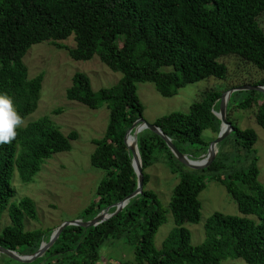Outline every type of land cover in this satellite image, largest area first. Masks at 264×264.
Wrapping results in <instances>:
<instances>
[{
    "label": "trees",
    "instance_id": "1",
    "mask_svg": "<svg viewBox=\"0 0 264 264\" xmlns=\"http://www.w3.org/2000/svg\"><path fill=\"white\" fill-rule=\"evenodd\" d=\"M262 13L264 0H0V93L12 98L23 120L36 109L43 80L41 73L29 78L22 62L32 44L48 41L66 49L74 60H89L97 55L109 69L121 73L117 83L94 91L88 76L75 72L65 90L68 100L90 109L105 103L109 112L103 135L92 140L95 148L89 157L90 164L102 169L104 176L77 219H92L136 189L137 177L124 135L142 117L138 82H151L161 96L170 97L188 83L208 77L224 79L227 68L218 60L235 55L263 73L248 84L264 86V31L257 21ZM70 36L74 40L72 47L58 42ZM245 91L247 97L236 103H231L236 91L231 93L227 112L254 108L255 121L264 129V94ZM220 95L219 91L207 90L200 100L189 105L187 113L173 111L152 124L183 154H188L191 146H199L200 150L192 153L195 159L205 154L209 144L202 139V131H219L220 120L213 111H218ZM54 113H60V109ZM226 118L233 127L228 135L233 136L236 150L243 149L249 158L246 169L221 172L226 156L218 149L208 166L189 168L175 158L159 134L144 129L136 140L143 176L141 193L96 226L64 227L42 256L31 263H17L99 264L101 245L122 238L133 246L137 264H220L225 257L264 264V185L257 179L258 156L252 148L257 135L253 129L238 128L227 114ZM16 131L14 140L0 144V217L6 210L10 220L0 232V246L31 254L48 240L53 229H24V218H37L35 204L27 196L10 202L11 179L16 172L23 183L32 182L46 159L70 150V141L77 138V133L64 135L48 117L28 122ZM159 161L179 179L168 202L176 227L158 250L154 235L165 215L155 193L146 187V169ZM208 179L225 187L241 215L214 212L205 223V239L192 245L190 232L183 224L198 222V194ZM114 209L111 207L109 212Z\"/></svg>",
    "mask_w": 264,
    "mask_h": 264
},
{
    "label": "rangeland",
    "instance_id": "2",
    "mask_svg": "<svg viewBox=\"0 0 264 264\" xmlns=\"http://www.w3.org/2000/svg\"><path fill=\"white\" fill-rule=\"evenodd\" d=\"M257 21L264 31V13L257 18ZM58 42L68 47L74 45L73 36ZM218 61L224 63L227 68L224 79L208 77L188 83L170 97L161 96L151 82H138L136 84L137 95L143 106V120L153 123L156 118L173 111L187 113L189 105L200 100L207 90L223 93L229 88L251 83L263 75L260 70L235 55L221 57ZM22 62L27 68L29 78L43 74L37 107L23 120V125L42 117H48L64 135L70 131L77 133V138L70 141V150L54 153L46 159L32 182L23 183L16 172L11 179L13 196L10 202H18L22 197L27 196L35 204L37 218L35 220L24 218V229H55L63 221L80 217L81 211L91 202L98 182L104 176L102 169L90 164L89 157L95 148L92 140L103 135L109 113L105 103L97 109H90L80 102L68 100L65 90L71 85V77L75 72L85 73L94 91L117 83L121 73L109 69L97 55L89 60H74L69 57L66 49L56 48L48 41L32 44L23 55ZM247 95L246 91H236L231 103H236L246 98ZM251 95L257 94L252 93ZM56 109H60V113L55 114ZM254 113V108L249 110L235 108L230 109L226 114L238 128H250L255 131L257 139L252 148L258 156L257 179L264 185V129L256 123ZM201 137L204 141L210 142L216 134L206 129L202 131ZM217 147L226 156L225 168L221 172L248 167L249 158L243 149L236 150L232 135L224 138L221 143L217 144ZM198 150H200L199 146L193 145L187 155L192 158V153L195 155ZM203 155L200 153L195 159L202 158ZM146 172L149 174L146 187L155 193L165 215V221L154 235V246L159 250L165 237L176 227L168 209V202L172 188L179 178L172 174L161 161L147 168ZM206 175L209 176V174ZM241 187L247 191L246 187ZM198 199L201 205L198 222L183 224L190 232L192 245L200 244L205 239V223L214 212L241 215L233 197L220 182L214 179L207 180L205 188L198 194ZM9 222L5 210L0 217V232L9 225ZM133 257V246L122 238L107 240L99 249V264L107 262L137 264L134 263ZM0 264L18 263L0 252ZM220 264L252 263L245 262L241 258L225 257Z\"/></svg>",
    "mask_w": 264,
    "mask_h": 264
},
{
    "label": "water",
    "instance_id": "3",
    "mask_svg": "<svg viewBox=\"0 0 264 264\" xmlns=\"http://www.w3.org/2000/svg\"><path fill=\"white\" fill-rule=\"evenodd\" d=\"M245 90H256L259 92H262L264 94V86L262 85H251V84H242L239 86H235L232 88L227 89L223 93H221L219 98V108L218 111H213V114L220 120V126L219 131L216 134V137L212 139L208 146L205 154L202 158L199 159H193L187 154H183L179 152L176 147L171 142L170 138L166 136L160 128H158L156 125L152 123H147L143 120L142 117L137 118L132 125L126 130L124 135V143L127 146L128 150H130L132 158V167L137 177V186L136 189L130 193L128 196L124 197L121 201L115 203L114 205L107 206L104 209H102L99 213H97L92 219L88 221H83L81 219H73L68 221L61 222L55 229L52 230L48 240L46 242L42 241L37 248V250L31 254H19L16 251L6 249L0 246V252L7 255L11 259H14L17 262L20 263H31L36 258L42 256L44 252L55 242V240L58 238L60 232L62 229L69 225H76V226H82V227H89V226H96L97 224L107 220L108 218L114 216L119 211L122 210V208L127 204L128 200L137 194L141 193L142 186H143V176H142V170H141V160L137 148V134L144 130L148 129L150 131H153L157 134H159L165 141L167 147L172 152V154L175 156V158L184 164L185 166L192 168V169H202L206 166H208L212 160L214 159L216 153H217V144L223 140L232 130L233 127L231 123L226 118L227 113V103L229 100V97L232 92L235 91H245ZM131 134L134 144L128 145L127 144V137ZM111 207H114L113 212H109V209Z\"/></svg>",
    "mask_w": 264,
    "mask_h": 264
},
{
    "label": "clouds",
    "instance_id": "4",
    "mask_svg": "<svg viewBox=\"0 0 264 264\" xmlns=\"http://www.w3.org/2000/svg\"><path fill=\"white\" fill-rule=\"evenodd\" d=\"M24 123L22 117L16 111L12 98L0 93V144H7L14 140L17 128Z\"/></svg>",
    "mask_w": 264,
    "mask_h": 264
},
{
    "label": "bare ground",
    "instance_id": "5",
    "mask_svg": "<svg viewBox=\"0 0 264 264\" xmlns=\"http://www.w3.org/2000/svg\"><path fill=\"white\" fill-rule=\"evenodd\" d=\"M127 144L130 146L134 144V141H133L131 134L127 137Z\"/></svg>",
    "mask_w": 264,
    "mask_h": 264
}]
</instances>
